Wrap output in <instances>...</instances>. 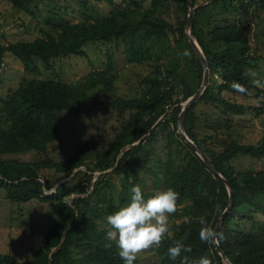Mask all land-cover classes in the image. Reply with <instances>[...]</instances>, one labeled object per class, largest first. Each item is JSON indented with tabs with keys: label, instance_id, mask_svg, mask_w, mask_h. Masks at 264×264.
Instances as JSON below:
<instances>
[{
	"label": "trees",
	"instance_id": "trees-1",
	"mask_svg": "<svg viewBox=\"0 0 264 264\" xmlns=\"http://www.w3.org/2000/svg\"><path fill=\"white\" fill-rule=\"evenodd\" d=\"M4 1L13 9L28 13L36 0ZM97 1L107 3L112 10L98 20L80 23L67 22L56 14L46 21L55 35L45 32L44 37L33 41L0 46V57L5 52L11 53L25 72L39 77L41 69L37 62L41 63L43 70L53 71L52 62L56 59L68 55L86 57L83 46L88 42L121 40L127 62L140 65L154 61L150 45L165 41L168 46L174 42L180 54L190 52L189 57L182 55L188 67L180 77L173 79V63H168L165 73L159 63L160 57L157 58L150 66V73L141 81L142 95L109 101L120 123L112 139L100 149L88 147L61 162L43 159L28 163L9 156L28 152L46 154L48 146L58 138L62 113L80 114L99 95L113 90L116 76L112 63L108 61L105 69L95 70L75 83L37 78L19 84L12 91L2 103L1 114L5 117L2 122L0 119V191L10 202L21 204L36 200L51 204L54 220L46 230L43 242L28 260L19 262L11 255L0 254V264H123L115 244L110 249L104 248L108 243L105 239L106 217L125 207L130 202L131 188L139 185L142 189L144 180H151L153 187L162 184L164 191L172 188L179 193L173 219L180 212L188 214V219L171 225L174 235L166 237L154 252L157 264H181L185 257L189 264L201 257H207L211 264H224L213 244L201 243L200 225L191 222V218L207 214L209 225L215 228L228 204L225 184L177 133L181 110L178 104L199 89L203 74L202 65L185 33L187 0H150L145 9L139 0ZM198 1L192 0L193 5ZM239 1L264 15V0H214L194 13V37L208 62L209 85L188 109L184 131L233 192L232 206L218 230L223 237L217 241L223 254L231 264H264V172H236L232 165L234 159L241 156L263 160L264 133L254 145L240 144L231 140L228 134V140H217L222 132L227 133L230 129L228 117L261 111V108L238 104L231 99L236 95L250 96L234 92L229 87L232 82L244 85L251 94L256 93L264 99V90L254 87L250 83L252 78L244 74L256 60L247 35L249 27L238 21L230 24L226 16L228 8H236L234 2ZM215 3H223L225 16L208 19L202 26L198 14ZM85 5L83 2L82 6ZM180 14L183 20L178 19ZM174 15L175 25L171 22ZM220 23L223 26H217ZM161 52L169 54L165 50ZM174 56L179 61L178 54L174 53ZM199 104L212 106L225 118L211 121L209 114L196 112ZM175 105L178 106L174 108ZM161 139L166 141L167 151L161 157L163 159H156L154 143ZM213 139L219 142L220 151L209 147ZM138 141L137 145L123 152L112 172H106L114 167L125 146ZM90 154L94 155V161ZM82 166L87 172L74 173ZM43 169L53 170L55 178L41 176ZM94 172L102 173L91 183ZM72 174L73 178L66 181ZM51 190L50 196L44 193ZM142 192L145 199L152 196ZM73 195L76 197L69 202ZM217 204L221 206V213L215 211ZM181 207L182 211H178ZM185 232L190 233L185 244L192 251L182 252L180 257L172 260L167 256V249L174 246L173 240L181 238Z\"/></svg>",
	"mask_w": 264,
	"mask_h": 264
},
{
	"label": "rangeland",
	"instance_id": "rangeland-1",
	"mask_svg": "<svg viewBox=\"0 0 264 264\" xmlns=\"http://www.w3.org/2000/svg\"><path fill=\"white\" fill-rule=\"evenodd\" d=\"M139 1L144 9L149 7L150 0ZM203 1L199 0L198 3H202ZM83 2L86 4L85 7L82 6ZM234 3L236 8H228L226 14L227 19L230 20V24L238 21L239 24L249 27L247 35L251 39V53L256 57V60L252 63V67L249 69L257 73V79L264 81V15L253 6H243L244 1L243 3L240 1ZM222 5L223 3L219 5L217 3L212 4L198 14L197 19L202 21V26L206 24L205 21L208 19L225 16ZM111 10V6L107 3L97 0H36L30 12L24 13L13 9L4 0H0V46H7L16 42L33 41L38 37H44L45 32L54 34L53 30L46 24V21L56 14L61 15L67 22L80 23L98 20ZM164 19L168 20L165 17ZM178 19L183 20V15H178ZM184 19L185 21L187 20V15ZM171 22L175 25V15L172 17ZM221 25L223 26L222 23L217 26ZM171 39L174 40V37H171ZM169 47H172L171 51ZM150 49L154 61L144 62L140 65L129 64L126 60L124 43L121 40H114L108 43L88 42L83 46L86 57L68 55L56 59L52 62L53 71L43 70L41 63L37 62V65L41 69V75L39 77L25 72L22 64L11 53L5 52L1 54V122L5 117L1 114L3 101L23 82H29L38 78L42 80H58L65 83H75L82 81L95 70L105 69L108 61L112 63L113 72L116 76L113 90L107 94L99 95L85 106V110L82 113L74 114L64 112L61 114L58 138L48 146L46 154L28 152L9 157L20 162L28 163L43 159H49L51 162H61L67 160L82 149L90 147L92 150H95L107 144L112 139L114 130L120 126L119 121L115 118L116 114L108 104L109 101L117 97L133 98L142 95L144 88L141 85V81L150 73V66L159 57V63L164 67L162 71H165V73L168 63H171V65L173 63V79H175L174 77H180L188 67L174 42L170 46L165 41L160 45H150ZM160 50H165L169 54L167 55L164 52L160 53ZM174 53L178 54L179 61H176L177 57L174 56ZM259 89L264 90V88ZM178 98L181 101V96H178ZM231 99L238 104L261 108V111L259 113L250 111L241 117H228L227 119H230V129L227 133L222 132V135L217 140L226 141L229 135L231 140L240 144H256L264 133V99L256 96V93H252L247 98L236 95L231 97ZM183 102L181 101L178 105L180 106ZM195 110L198 114H209L212 118L211 121H215L219 117L223 118L220 112L210 105L199 104ZM154 144L155 158L163 159L161 157L167 151L166 141L161 139L155 141ZM208 145L215 151L221 150L219 142L215 139H213V143H209ZM90 157L94 161V155L90 154ZM118 157L120 156L118 155ZM232 165L236 172H264V159L257 161L241 156L234 159ZM115 167L116 165L106 172H112ZM78 171L87 172L84 166L75 170L74 173ZM101 173H92L91 183ZM53 174L54 171L51 169H43L40 173L41 176H49L54 179ZM73 174L66 181L72 179ZM52 179L51 181H53ZM63 182L65 181H61V183ZM143 184L145 186L142 190L146 194L153 195L156 191H164L162 184L153 187L151 180H144ZM52 191H45L47 193L46 195L50 196ZM74 197L76 195L71 196L68 201L71 202ZM182 207L178 211H182ZM172 215L169 217L171 225L181 223L188 216L187 213L180 212L177 218L173 219ZM53 220L54 214L51 204L36 200L21 204L10 202L5 198L4 193L0 191V254L11 255L19 262L28 260L43 242L46 230ZM102 226H105V223ZM136 260L137 264H157L158 262L157 256L152 250H146L138 254Z\"/></svg>",
	"mask_w": 264,
	"mask_h": 264
},
{
	"label": "clouds",
	"instance_id": "clouds-1",
	"mask_svg": "<svg viewBox=\"0 0 264 264\" xmlns=\"http://www.w3.org/2000/svg\"><path fill=\"white\" fill-rule=\"evenodd\" d=\"M183 56L189 57L190 52L184 51ZM245 76L252 77L250 83L254 87L264 88V81L257 79V73L248 69ZM229 87L241 95H251L248 88L238 82H232ZM130 202L119 210L106 217V236L108 243L104 244L105 249L112 248L113 244L119 249V257L123 264H134L138 254L152 250H158L166 237L174 235L169 217L177 211L179 193L172 188L166 191H156L152 196L145 199L139 185L131 188ZM215 211L221 213V206L215 205ZM206 215L191 218V222L200 225L199 238L201 243L215 244L222 239V234L217 233L209 225ZM188 219V218H186ZM190 233L173 240L174 246L167 249V256L172 260L180 257L182 252L190 253L192 248L185 244ZM181 264H189L185 257ZM193 264H211L207 257H201Z\"/></svg>",
	"mask_w": 264,
	"mask_h": 264
},
{
	"label": "water",
	"instance_id": "water-1",
	"mask_svg": "<svg viewBox=\"0 0 264 264\" xmlns=\"http://www.w3.org/2000/svg\"><path fill=\"white\" fill-rule=\"evenodd\" d=\"M213 0H204L202 3H198L196 6L193 5L192 0H187V20L185 23V33L187 35L188 38V42L192 48V50L194 51L195 55L197 56V58L199 59L202 68H203V74H202V80H201V84L199 89L188 99H186V101H184L183 103L180 104L181 110L180 113L178 115L177 118V133L178 135L182 138V140L195 152V154L205 163V165L208 167V169L215 175L221 178V180L224 182L227 193H228V204L226 209L222 212V214L220 215V217L217 220V223L215 225L214 230L218 233L219 227L221 222L223 221L225 215L229 212L232 203H233V192L231 190V187L229 186V183L222 178L214 169V167L211 165V163L208 161V159L205 157V155L201 152L200 149L197 148V146L186 136L185 131H184V119H185V115L188 111V109L196 102L198 101L199 97L203 94V92L205 91L206 87L208 86L209 83V67H208V62L206 60V58L204 57L199 45L197 44L195 37H194V31H193V22H194V13L195 11L212 2ZM175 107H177V105H175ZM174 107V108H175ZM162 119V117L156 122V124H154V126L152 128H154L157 123ZM150 131H148L147 134H149ZM139 143L136 142L130 146H127L125 148H123L120 151L119 156L117 157L116 163L115 165L118 164L119 159L121 158V155L123 154V152H125L126 150H128L130 147L135 146ZM61 183V182H60ZM45 194H47L46 192H44ZM214 248L216 250V252L218 253V255L221 257L222 262L224 264H231L229 262V260L225 257V255L223 254L222 250L220 249L218 242L213 244Z\"/></svg>",
	"mask_w": 264,
	"mask_h": 264
}]
</instances>
